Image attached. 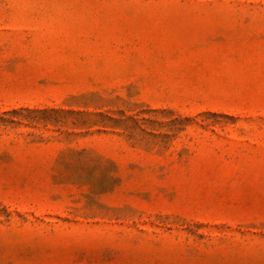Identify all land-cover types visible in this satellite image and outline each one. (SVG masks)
<instances>
[{
    "label": "rangeland",
    "instance_id": "obj_1",
    "mask_svg": "<svg viewBox=\"0 0 264 264\" xmlns=\"http://www.w3.org/2000/svg\"><path fill=\"white\" fill-rule=\"evenodd\" d=\"M0 264H264V0H0Z\"/></svg>",
    "mask_w": 264,
    "mask_h": 264
}]
</instances>
